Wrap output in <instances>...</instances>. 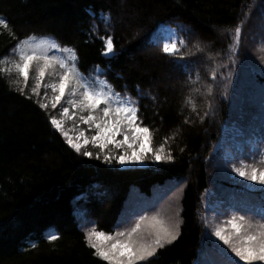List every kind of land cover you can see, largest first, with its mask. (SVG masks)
<instances>
[{"label": "trees", "instance_id": "16d2710c", "mask_svg": "<svg viewBox=\"0 0 264 264\" xmlns=\"http://www.w3.org/2000/svg\"><path fill=\"white\" fill-rule=\"evenodd\" d=\"M262 3L264 0H0V18L8 24L7 28L0 26V67L7 69L19 60L18 52L13 49L20 40L28 36L37 40L49 38L76 50L79 70L89 82L103 73L100 79H106L118 92L137 98L139 123L150 130L149 153L144 154L142 167L123 168L115 159L107 163L103 154L101 159H95L97 149L91 145L88 150L94 156L83 157L50 123L49 117L59 119L61 111V108L50 107L52 95L44 100L45 90L51 89L41 88L39 96L32 95L33 72L21 94L17 89L23 87V80L15 70L0 72V264H107L94 255L86 233L93 228L106 234L119 231L116 228L119 216L125 211L126 188L137 187L139 193L149 196V191L141 186L150 182H158L157 186L165 189L187 185L179 201V236L140 264H227L225 255H213L218 248L207 239L203 212L210 210L217 214L216 218L226 222L227 211L232 206L237 207L234 203H243V208L253 210L255 206L237 195L239 184L218 173L226 163L214 165L215 161L210 163L206 157L208 142L216 136L220 119L221 123L230 122L223 121L217 114L206 127L188 121V117L192 119L196 113V109H191L194 106L191 91L204 93L196 91L197 79L192 81L201 75L200 68L196 66L188 81L186 76L189 75L174 71L169 59L202 67L204 56L198 52L206 48L201 40L223 51L224 56L230 55L229 47L236 41L235 28L241 27L249 11L253 14L264 11ZM118 18L125 21L124 26L116 23ZM159 20L167 21L184 33V44L175 55H166L153 36L163 25ZM154 25L151 37L155 50L143 52L139 50L140 40ZM91 27L96 32L95 37ZM187 30L197 40L185 55L193 41H189ZM109 36L113 39L114 53L107 57L103 39ZM97 66L101 71H95ZM224 74L215 70L201 76L202 81L209 80L210 86L213 81L219 83L218 95L223 96L225 87L227 92L232 88L229 81L223 79ZM254 81L249 92L252 91L262 105L264 74ZM145 90L150 91L155 105L149 98L145 99ZM38 100L48 103L49 108L41 109ZM203 100L201 105L206 103ZM255 117L258 120L252 121L264 120V113ZM68 121L65 117L63 126ZM239 127L240 130L233 124L225 126L230 145L237 137H244L256 128ZM203 140L207 142L202 144ZM161 144L165 145L161 156L170 150L172 161H157L152 157L151 150L159 149ZM245 146L242 155L252 159L254 153L248 144ZM105 151L117 157L121 150L110 146ZM234 159L236 157L231 160ZM169 176L180 179L166 181ZM95 184L103 185L107 196L104 193L96 198L88 196L87 192ZM209 191L219 195L213 207L206 195ZM138 200L141 204L144 202L143 198ZM258 204L257 201L256 208ZM83 219L91 220V226L84 227ZM50 235L57 239H49Z\"/></svg>", "mask_w": 264, "mask_h": 264}, {"label": "snow or ice", "instance_id": "6c2138e0", "mask_svg": "<svg viewBox=\"0 0 264 264\" xmlns=\"http://www.w3.org/2000/svg\"><path fill=\"white\" fill-rule=\"evenodd\" d=\"M109 18L108 14H105ZM0 26L7 28L8 24L4 18H0ZM241 28H235V36L239 38ZM104 45L105 55L114 53L112 37H106ZM160 43L161 50L169 55H175L178 51V40L174 36L163 39ZM56 52L67 53L64 55L51 54ZM13 51L18 52L19 60L11 67L5 69L0 67V72L15 70L18 77L23 80V87L18 91L24 94L28 82L32 79L34 72L35 84L30 89L32 95L39 96L40 89H51V105L55 109L65 95L70 98L69 107H62L60 118L50 116L51 125L65 138L67 144L83 157H93L94 153L88 150L89 145L96 148L95 159H103L111 163L114 159L118 163L142 162L144 153L149 149L141 140V135L148 137L149 129L141 127L139 123V103L130 96H122L114 90L106 79H100L98 73L95 80L89 82L77 65L78 56L75 49L61 47L49 38L37 40L34 36H28L20 40ZM99 66H97L98 68ZM46 74L57 77L51 83L44 85L42 82ZM19 83V81H17ZM48 97L45 90L44 100ZM31 98V96L29 97ZM41 109L47 110L49 104L43 100L37 101ZM77 112L86 113L76 116ZM65 117H76L78 120L94 129V135L87 136L84 131H79L75 137L69 136L63 126ZM140 133V135H137ZM117 134L123 138L116 140ZM167 137H165V143ZM112 145L120 149L117 157L106 153L108 146ZM165 145L161 144L159 149L151 150L152 157L157 160L172 161L174 157L170 150L161 156ZM139 152V155H137ZM264 162V158H262ZM233 171L245 180L264 185V167L242 165L233 167ZM180 220L174 218H160L158 216H140L135 223L122 231L114 234L98 232L94 228L86 233V240L94 250V255L107 262V264H140L154 257L158 249L171 244L180 234ZM214 235L227 250V264H264V216L257 221L244 215L232 216L224 224L217 225L212 230ZM49 239L55 240V235Z\"/></svg>", "mask_w": 264, "mask_h": 264}, {"label": "rangeland", "instance_id": "374dc122", "mask_svg": "<svg viewBox=\"0 0 264 264\" xmlns=\"http://www.w3.org/2000/svg\"><path fill=\"white\" fill-rule=\"evenodd\" d=\"M264 6V3H262ZM264 9V8H263ZM250 13L246 14L243 19V23L241 25V33L239 38L235 37V43H231L232 45L229 47V53L230 55H225L223 51L219 49H214L213 47H209L210 44H208L206 41L201 40V44L206 49L200 50L198 53L204 56V59L201 60L203 62V65L199 66L198 64L194 65L191 63H182L178 62L173 58V60L169 59L170 62L173 64L174 71L179 70L184 75H189L191 72H193L197 66V69H199L201 75L205 73L206 75L209 72H213L215 70H220L225 72L224 76L227 81H229V84L232 85V88L228 90L225 87L226 94L223 96L218 95V88L220 86L219 83L216 81H213V86H210L209 80L208 81H202V76L198 75V77H194L192 81L197 79V83L195 84L198 88L197 90H203L204 93H196L191 91V96L194 100V106H191V109H196V113L193 115L192 119L188 117V121L196 122L198 124L210 125L211 119L215 114L217 116L219 115L223 121H229L230 123L223 122L221 123V119L218 123V130L216 136L212 140L208 142L206 153H207V159L208 161L213 162L215 161L214 165L223 164L225 162L226 166H223L218 170V173L220 175H224L226 179H229L231 181H235L239 183L241 186H247L250 189H255L259 191L264 192V185H260L258 183H254L248 180L243 179L242 177H239L236 175V173L233 171V167H241L242 165H249V166H255V167H264V162H262V158H264V120L260 121H252V120H258L255 119L257 114H260L261 112L264 113V93L262 95L263 104H258V97L249 90H252V86H254V78L257 76H262L264 74V68H261L264 66V11H259L252 13L253 11H249ZM251 15V16H250ZM241 18V13H240ZM239 18V19H240ZM238 19V20H239ZM118 20V21H117ZM116 20L117 24L125 25V21L118 18ZM159 23H163V26H159L158 30H156L153 33V36L157 37V39L161 42L163 39H165V34L162 33L163 29H166L167 33V21L159 20ZM161 23V24H162ZM158 24V23H157ZM153 27L148 30L147 33H145V38L140 40V49L143 52L151 53V51L154 52L155 50V44L154 40L151 37L152 32L154 30ZM173 27V25H171ZM127 28V27H126ZM168 29H170L168 27ZM171 30V29H170ZM179 31V29L177 28ZM92 31V27H91ZM172 31V30H171ZM223 33V32H222ZM221 33V35H223ZM247 33V36L245 35ZM96 32L92 31V35L95 37ZM187 36L189 38V41L193 39L192 43L187 47V51L185 52V55L187 52L192 50L194 47V41L197 40V38L194 35H190V33L187 30ZM167 38V37H166ZM96 39V38H95ZM211 52V54H210ZM130 53V51H129ZM178 53V52H177ZM207 53V54H206ZM223 53V54H222ZM195 52L192 54L194 55ZM169 55V54H166ZM187 55V56H192ZM242 59L239 60L238 59ZM241 57V58H240ZM222 62V64H221ZM217 67V65H219ZM228 67H230V70L228 71ZM228 72H230L228 74ZM219 77V76H218ZM54 75L49 76L46 80L48 82H52L54 79H56ZM186 79L190 80V75L186 76ZM211 88L213 89L211 93ZM210 90V91H209ZM208 93V97H206L205 93ZM145 99H150L153 101V104L155 105V101L151 98L150 91L145 90V93L143 94ZM66 100L63 102L62 107H69L70 113L73 111L71 107L67 104V100L70 98L69 96L65 95ZM204 99V100H203ZM192 100V99H191ZM203 100L204 105H201V101ZM141 101V100H140ZM192 103V101H191ZM223 104V105H221ZM61 107V109H62ZM223 109L225 110V113L222 114ZM218 110V113H216ZM82 115V113L77 112L76 116ZM186 119V118H185ZM69 123V124H68ZM80 121L78 118L73 117L69 118V121L67 122V125L64 126L65 131L69 133V136L75 137L79 131H84L87 136L94 135V129L89 128L88 125H80ZM233 124L236 126L239 130V125L252 128V127H258L257 133H256V139L258 141L257 143V151L254 154V157L246 158L240 153L241 146L238 142L234 141L228 148L226 147V139L224 136L227 135L225 131L226 125ZM141 125V124H140ZM142 127V126H141ZM206 127V126H205ZM85 128V129H84ZM243 135V132H241ZM137 135H140V133H137ZM228 136V135H227ZM230 137V136H229ZM123 137L119 134L116 136V140L119 141ZM141 140L144 142L145 147L149 149L150 139L141 135ZM218 141L216 145L214 143ZM255 139L252 141L254 142ZM202 144H205L207 140H203ZM229 144V143H227ZM112 147V145H109L108 147ZM224 148V150H223ZM219 149L222 151L220 153ZM148 152H145L144 154H148ZM137 155H139V152H137ZM232 157H236V159L231 160ZM123 168H130L135 166H141L145 165V162H126L124 164L119 163ZM221 166V165H220ZM156 171V170H155ZM180 177L174 176V177H168L166 178V181L175 182ZM156 186H155V184ZM183 184V183H182ZM158 182H150L144 187V189H147L149 191V196H143L141 193H139V190L137 187L129 186L126 188L124 199H125V211L119 216L120 221L126 222L128 219L129 221L126 222V227L121 226L119 227V231L124 230L125 228L131 227L135 221L140 216H158L160 218H174L178 219V210H179V201L180 197H183V191L187 184L183 185H175L173 187H167L162 188L157 186ZM103 185H92L90 187V190L87 192L88 196H94V198L102 196L106 194L105 191L102 190ZM100 191H102L101 194ZM208 197V201H212V205L210 207H213V204L217 203V200L219 199V195L212 194L211 191L206 194ZM107 196V194L105 195ZM163 197L161 202L158 203L157 206L154 207L155 202L160 198ZM94 198H91L93 200ZM138 198H143L144 202L141 204L139 203ZM123 199V200H124ZM232 199V198H231ZM234 202V201H233ZM253 205L256 204V201L252 199L250 201ZM237 207H243V203H234ZM153 207V208H152ZM158 208V211L155 210ZM206 208V205H205ZM133 209V210H132ZM144 209V211H140ZM216 213L210 212V210L203 212V219L205 222V229L207 234V239L209 242L218 248L219 250L229 251L227 250L226 246L222 244L214 235H212V230L217 225H222L225 222L224 220H220L216 218ZM240 216L243 214H240L233 209H229L225 215V218L227 221L232 216ZM246 217H250L254 220H261L257 217H253L250 215H244ZM87 220L83 219V225L86 224ZM201 222V228L203 229L204 235L202 238L205 237L204 232V226ZM199 223V222H198ZM45 233H48L47 231ZM229 255H231L229 251ZM259 264V262H258Z\"/></svg>", "mask_w": 264, "mask_h": 264}, {"label": "bare ground", "instance_id": "6f19581e", "mask_svg": "<svg viewBox=\"0 0 264 264\" xmlns=\"http://www.w3.org/2000/svg\"><path fill=\"white\" fill-rule=\"evenodd\" d=\"M161 26H163V25H161ZM157 30H158V28H157ZM157 36V35H156ZM155 36V38H156V40L158 41V42H160L158 39H157V37Z\"/></svg>", "mask_w": 264, "mask_h": 264}]
</instances>
